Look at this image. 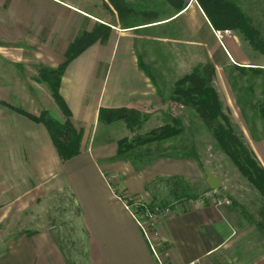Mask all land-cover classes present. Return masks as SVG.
<instances>
[{"label": "crops", "instance_id": "0c3cea01", "mask_svg": "<svg viewBox=\"0 0 264 264\" xmlns=\"http://www.w3.org/2000/svg\"><path fill=\"white\" fill-rule=\"evenodd\" d=\"M185 2L180 12L168 2L160 13L154 3L125 0L127 17L121 20L108 0H0V209L4 193L11 191L1 178L10 162L40 184L63 179L65 184L54 186L73 193L91 264H160L123 198L154 207L195 199L190 208L173 209L159 221L158 252L165 264H239L243 245L253 248L256 231L247 233L244 216L233 204H217L223 197L210 188L208 169L192 152L155 154L142 165L134 155L118 154L119 138L95 145L101 123L111 125L100 119L102 108L128 107L145 114L168 112V105H175L164 97L188 72L179 47L196 51L200 61L212 60L216 74L228 57L258 67L233 52L244 46L240 38L220 41L197 1ZM137 9L143 15L139 20L132 18ZM99 24L110 27L106 38L72 60L61 78L59 91L70 121L82 133L80 153L63 162L48 128L11 106L34 115L52 111L62 121L48 84L38 79L39 70L61 65L75 37ZM249 144L264 167V137L251 138ZM6 217L0 212V222ZM28 232L10 237L0 264H63L50 233Z\"/></svg>", "mask_w": 264, "mask_h": 264}, {"label": "rangeland", "instance_id": "374dc122", "mask_svg": "<svg viewBox=\"0 0 264 264\" xmlns=\"http://www.w3.org/2000/svg\"><path fill=\"white\" fill-rule=\"evenodd\" d=\"M133 1L140 3L141 6L154 3L160 13L168 8V2L170 3V0ZM234 1L260 28L264 36V0ZM127 9L123 10L125 12L122 11L121 20L127 17ZM132 18L139 20L143 18V15H140L139 9H137ZM221 32L222 34L217 37L224 43L235 38H240L244 43L243 47L241 45L237 49H232L234 53L248 59L249 64L264 68V51L254 48L239 30H231L230 34H226L224 30H221ZM183 35L190 38V35L186 33ZM177 50L179 59L184 63V69L188 71L181 77L191 73L197 66L206 63L214 65L211 62L212 60L210 62L198 60V53L196 51L192 52L190 48L179 47ZM232 63L234 62L228 57L227 64L218 67L219 69H217V74L214 77V87L223 103L224 112L229 116L235 134L250 147L251 138L264 136V121L256 114V111L251 109V103L264 102V76L241 75L238 71L233 72ZM234 82L238 91L234 90L232 86ZM250 85L253 88V93L245 96V91H242L241 88ZM238 98L242 102L241 105L237 101ZM242 107L246 111L245 116L242 113ZM51 115L55 119L61 120L52 111ZM144 115L146 119L141 128H129L121 121L111 123L110 126L101 123L95 145L100 140L110 137L119 138L118 140L145 137L157 131L166 123H170L171 118L177 117L181 121L182 127H184V132H180L168 140L152 142L142 146L139 149L143 153V158L147 159L160 153L173 155L176 153L186 154L187 152H192L194 156L200 158L206 169L214 171L222 180V186L217 190L219 196L223 197L222 199H228L231 205L233 202L239 204L245 210L244 228L247 233H250V236L252 231L257 233L251 239L254 242L253 248L249 244L246 248L243 245L240 257L241 263L239 264H264V228L257 227V223L262 220L264 196L220 148L219 141L211 130L191 108L178 103L173 106L168 105V112L153 111ZM134 153H137V151ZM2 173L1 178L4 181V189L8 187L9 190L11 188V191L4 193V208L0 209V212L3 211L4 215L7 216L0 222V254L6 251L11 236L14 237L16 234L26 231L41 230L50 233L52 241L60 252L63 264H91L88 236L81 223L79 209L76 206L73 193L69 190L70 188H62L61 186L59 189L54 186L55 184L58 185L59 182L65 184L63 179L60 181L61 178H58L54 182L40 184L29 171H27V175H24L22 168L11 162ZM111 184L115 190H118L113 180H111ZM210 198L215 199V197ZM123 200L125 202L129 201L124 198ZM250 236L248 235L249 238Z\"/></svg>", "mask_w": 264, "mask_h": 264}, {"label": "trees", "instance_id": "16d2710c", "mask_svg": "<svg viewBox=\"0 0 264 264\" xmlns=\"http://www.w3.org/2000/svg\"><path fill=\"white\" fill-rule=\"evenodd\" d=\"M108 1L115 8L118 16L121 17L122 11L126 8L125 0ZM196 1L216 31L225 29L239 30L254 48L264 51V36L260 28L254 24L253 20L241 10L240 7H238L234 0ZM170 4L176 11L180 12L185 8L186 2L185 0H170ZM109 31L110 27L104 24H99L98 27L94 28L92 31H82L69 44L66 51V60L61 65L55 69L39 70L38 79L48 84L54 100L62 111L64 117L62 121L54 119L47 110L39 115H34L20 107L9 105L14 110L26 115L35 122L43 123L48 128L53 144L63 162L74 158L80 153L82 133L78 131L70 121V108L59 91L61 78L66 67L72 60L79 56L90 45L105 39ZM231 68L233 72L238 71L241 75L252 74L254 76H264L263 67H247L240 64H232ZM215 74L216 70L212 63L197 66L191 73L175 81L171 93L166 96V99L170 102L191 108L219 141L220 148L229 156L251 184L264 196V167L257 159L253 150L235 134L229 116L224 112L223 103L214 87ZM232 86L234 90L238 91L235 82ZM252 89L251 85L241 88L242 91H245V96L253 93ZM237 101L239 105H241L242 102L239 98ZM249 103H251V101H249ZM251 109L256 111V114L264 121V102L251 103ZM241 110L245 116V109L242 107ZM99 117L103 122L108 124L116 121H123L127 127L132 129L141 128L146 119V116L139 110L128 107L114 109L102 108ZM174 124H177V127ZM180 132H184V127H182V123L177 117H173L170 123H166L158 128L157 131L145 137H137L132 140H119L118 154L130 159L135 154L134 159L140 161L142 165H146L154 158H143V153H141L139 148L152 142L168 140ZM135 151H137V153H134ZM188 197L195 198L197 195H189ZM127 204L131 205L132 201H127ZM167 204L168 203H164L160 206H166ZM232 204L238 208L245 217V210L237 203L233 202ZM149 206L154 207L153 203L149 204ZM261 214L262 220L257 223V227L264 228V206ZM28 233L32 234L33 232L29 231Z\"/></svg>", "mask_w": 264, "mask_h": 264}, {"label": "built area", "instance_id": "2783aa9c", "mask_svg": "<svg viewBox=\"0 0 264 264\" xmlns=\"http://www.w3.org/2000/svg\"><path fill=\"white\" fill-rule=\"evenodd\" d=\"M226 34H230V29L224 30ZM217 36L222 34L221 30L216 31ZM195 199H177L173 203L167 204L166 206L150 207L149 204L133 201L131 205H126L130 208L132 215L139 225L142 233L144 234L150 248L156 255L160 264H165L159 255L160 245V231L159 221L160 219L170 213L173 209H186L193 205ZM217 204H230L228 199L219 198Z\"/></svg>", "mask_w": 264, "mask_h": 264}, {"label": "water", "instance_id": "95a60500", "mask_svg": "<svg viewBox=\"0 0 264 264\" xmlns=\"http://www.w3.org/2000/svg\"><path fill=\"white\" fill-rule=\"evenodd\" d=\"M206 175L211 189L218 190L222 186V180L214 172L206 170Z\"/></svg>", "mask_w": 264, "mask_h": 264}]
</instances>
